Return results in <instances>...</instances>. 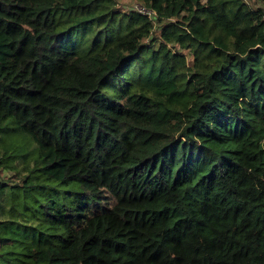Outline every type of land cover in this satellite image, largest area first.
<instances>
[{
  "label": "trees",
  "instance_id": "1",
  "mask_svg": "<svg viewBox=\"0 0 264 264\" xmlns=\"http://www.w3.org/2000/svg\"><path fill=\"white\" fill-rule=\"evenodd\" d=\"M0 0V264H264V0Z\"/></svg>",
  "mask_w": 264,
  "mask_h": 264
},
{
  "label": "rangeland",
  "instance_id": "2",
  "mask_svg": "<svg viewBox=\"0 0 264 264\" xmlns=\"http://www.w3.org/2000/svg\"><path fill=\"white\" fill-rule=\"evenodd\" d=\"M251 2L256 5H261L260 2H255L254 0H251ZM117 6L123 10H131V9H138V8L142 9L140 2L138 0H117Z\"/></svg>",
  "mask_w": 264,
  "mask_h": 264
},
{
  "label": "built area",
  "instance_id": "3",
  "mask_svg": "<svg viewBox=\"0 0 264 264\" xmlns=\"http://www.w3.org/2000/svg\"><path fill=\"white\" fill-rule=\"evenodd\" d=\"M141 7H142V9H139V8H138V9L141 10V11H143V12H145V13L148 12V13H150V15H153L154 12H152V11H148V10L145 9V8L143 9V6H141Z\"/></svg>",
  "mask_w": 264,
  "mask_h": 264
}]
</instances>
